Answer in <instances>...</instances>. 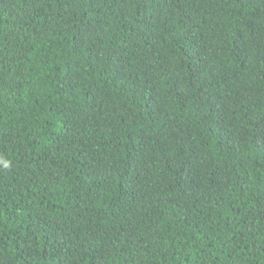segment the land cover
Returning <instances> with one entry per match:
<instances>
[{
	"label": "trees",
	"instance_id": "obj_1",
	"mask_svg": "<svg viewBox=\"0 0 264 264\" xmlns=\"http://www.w3.org/2000/svg\"><path fill=\"white\" fill-rule=\"evenodd\" d=\"M0 264H264V0H0Z\"/></svg>",
	"mask_w": 264,
	"mask_h": 264
},
{
	"label": "clouds",
	"instance_id": "obj_2",
	"mask_svg": "<svg viewBox=\"0 0 264 264\" xmlns=\"http://www.w3.org/2000/svg\"><path fill=\"white\" fill-rule=\"evenodd\" d=\"M0 163H2L5 168H7L9 166V162L7 160L2 159V158H0Z\"/></svg>",
	"mask_w": 264,
	"mask_h": 264
}]
</instances>
